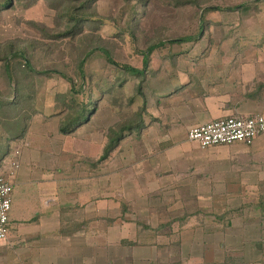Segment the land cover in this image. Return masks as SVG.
Here are the masks:
<instances>
[{
	"label": "rangeland",
	"instance_id": "1",
	"mask_svg": "<svg viewBox=\"0 0 264 264\" xmlns=\"http://www.w3.org/2000/svg\"><path fill=\"white\" fill-rule=\"evenodd\" d=\"M84 4L85 0H14L13 6L0 10V140L14 132L19 115L25 120L21 123L23 131L9 145L0 147V173L4 167L10 169L15 160L19 163L10 214L18 209L25 217L31 199L28 195L45 188L42 183L38 186L37 176L29 182L25 174L18 179L27 168L28 173L39 171L51 176L54 183L58 181L55 172L59 178L66 177L68 184H74L68 187L71 192L87 180L94 192L99 176L105 175L104 200L112 206L123 204L125 219L136 218L138 211L131 202L118 199V170L124 160H129L127 154L137 148L130 141L156 140L161 144L185 139L191 127L204 119L226 117L221 114L230 107L251 104L263 111L264 0H95L90 8ZM243 4L248 7H237ZM74 8L78 14L90 15L80 26L66 18V11ZM187 36L198 37L192 42L170 43ZM159 41L166 45L151 54L143 77L111 64L99 50H108L120 64L143 69V52ZM5 51L18 53L8 60L11 79L3 59ZM84 58L82 97L91 102L92 115L64 134L61 123L75 113L68 78L79 87V65ZM27 62L35 71L28 69ZM247 94L254 97L246 99ZM261 111L246 116L264 115ZM137 123H142L140 129L125 132L118 141L119 130ZM113 139V149L104 159ZM142 145L146 147L144 141ZM5 148L7 156L2 158ZM245 150L233 153L251 163L248 177L256 188H250L249 195L238 190L233 196H213L212 209L210 205L195 208L193 197L188 207L194 211L166 223L174 230L172 240L192 216L214 218L224 229L231 226L235 237L188 243V253L180 249L181 241L173 242L166 264H264V148ZM127 166L125 170L131 172L132 166ZM242 177L246 181V174ZM228 206L234 209L228 210ZM164 240L167 242L166 237L161 238ZM205 246L211 250L210 257ZM17 249L19 246L13 250ZM200 254L207 257L198 258ZM13 264H20L17 256Z\"/></svg>",
	"mask_w": 264,
	"mask_h": 264
},
{
	"label": "crops",
	"instance_id": "2",
	"mask_svg": "<svg viewBox=\"0 0 264 264\" xmlns=\"http://www.w3.org/2000/svg\"><path fill=\"white\" fill-rule=\"evenodd\" d=\"M253 97L254 94L245 96L246 99ZM261 109L257 105L245 104L230 107L221 115L246 116ZM261 112H264V107ZM214 119L217 117L202 119L204 122L200 124ZM143 141L146 147L142 145ZM263 141L264 136H261L251 146L233 144L201 148L203 154H199L200 147L188 141L186 136L185 139H169L161 144L156 140L130 141L137 148L132 149L127 158L123 156L129 160H124L125 164L118 170L121 171L118 173V195L121 198L118 199L129 200L134 211H138L133 219H125L123 204L118 202V206L116 203L112 206L104 200L105 175L99 176V185L94 192L88 180L79 182L71 192L68 187L74 184H68L66 177L59 178L55 172L54 177L58 181L54 183L51 176L39 171L28 173L26 168L24 171L27 173L21 171L18 179L21 180V175L25 174V180L29 182L32 176H37L38 186L42 183L45 188L28 195L31 199L28 200L25 217L20 216L18 209L10 214V236L0 244L3 247L0 249L2 263L13 264L17 256L20 264H166L171 256L169 246L173 242L181 241L180 249L186 253L191 248L186 245L188 243L221 242L225 236L233 239L235 229L231 226L224 229L223 225L215 223L214 218L188 217L182 228L178 226L176 240L170 238L175 234L168 224L172 219L194 211L188 207L193 197L196 198L195 208L210 205L208 207L212 209L213 196H233L238 190L249 195L250 188H256L248 177L251 163L237 159L239 155L233 152L240 153L248 147L261 150ZM156 147L160 150L157 151ZM126 166H132L131 172L125 170ZM245 174L246 181L242 177ZM157 194L164 198L154 197ZM13 199L12 194V206ZM227 209L232 210L234 206ZM135 219L155 230L136 224ZM163 237L167 242L161 241ZM17 246L19 249L14 251ZM209 251L208 257L211 255ZM197 256L207 257L205 254Z\"/></svg>",
	"mask_w": 264,
	"mask_h": 264
},
{
	"label": "built area",
	"instance_id": "3",
	"mask_svg": "<svg viewBox=\"0 0 264 264\" xmlns=\"http://www.w3.org/2000/svg\"><path fill=\"white\" fill-rule=\"evenodd\" d=\"M264 136V116H228L195 125L187 132V140L200 148L241 144L251 146ZM0 173V243L10 234V212L12 208L13 179L19 168L17 160Z\"/></svg>",
	"mask_w": 264,
	"mask_h": 264
},
{
	"label": "trees",
	"instance_id": "4",
	"mask_svg": "<svg viewBox=\"0 0 264 264\" xmlns=\"http://www.w3.org/2000/svg\"><path fill=\"white\" fill-rule=\"evenodd\" d=\"M95 0H85V6L90 8L91 7V3L94 2ZM14 5V0H0V10L5 9L6 7H11ZM84 5L82 7H84ZM237 7H242V8H247L248 6L243 5H239ZM236 8V7H234ZM233 8V9H234ZM78 9V8H77ZM210 9V8H208ZM212 9L217 10V11H222L224 10L221 7H213ZM66 18L70 21L71 24H74L75 26H80L81 23L84 22V20L89 19V14L88 13H84V14H78V12H76V8L72 9L71 11H66ZM71 34V32H69ZM69 35V34H68ZM198 36H187L184 38H180V39H176V40H171L170 43H186V42H192L194 40L197 39ZM166 45L165 42L163 41H159L157 43H154L152 45H150L147 50L145 52H143V64H144V68L143 69H139V68H135L133 66L130 65H123L120 64L116 61L113 60V58L111 57V54L108 50L104 49V48H99L100 51H102V53L104 54V56L106 57V60L108 62H110L111 64L121 67L124 69V71H126L127 73H129L132 76H136V77H143L145 76V69L148 67L149 62H150V56L151 54L160 49L163 48ZM18 53H12V52H7L5 51V53L3 54V59L7 60L6 61V72L9 76V78L11 79V77L13 78V74L11 71V66L8 63V60L10 57H16ZM88 58V56H86ZM87 58H84L79 65V71H80V75L81 76V80L82 83L79 85L78 88H76L75 83L68 78V80L71 82V93L73 94V103H75L74 109L72 111H75L74 115L72 118H68L66 121H63L61 123L60 126V130L64 133V134H69L71 133L75 127H77L78 125H81L83 123H85L86 121H88V115H92L91 112L93 111V108L91 107V102L84 100V98L82 96H85V84H86V76H85V71H84V67L87 61ZM27 67L29 70L31 71H35L33 66L27 62ZM44 73H47L46 71ZM63 77L67 78L66 75L62 74ZM15 97V96H14ZM82 97V98H80ZM17 98V97H16ZM14 98V99H16ZM17 103H19L16 100ZM15 103V101H14ZM90 117V116H89ZM22 120V121H21ZM16 126H15V130L14 132H11L9 134H7V137H4V135H2V139L0 140V147L1 145L3 146V143H9L10 140L15 139L20 132H22V127H21V123L25 120L22 119V116L19 115L16 118ZM138 125H142L137 123L136 126H128V127H123L121 130L118 131V141L120 139H122L124 137V133L128 132V131H134V130H138L140 129L141 126ZM9 132V131H8ZM116 142L115 139L111 140V143H109V145L106 147L105 149V155L104 158L107 157V155L109 154V152L113 149V143ZM9 145V144H8ZM3 150V148H0ZM1 151V150H0ZM7 151L5 148V152L3 155H1V157H6L7 156ZM6 155V156H5ZM1 158V159H2Z\"/></svg>",
	"mask_w": 264,
	"mask_h": 264
}]
</instances>
